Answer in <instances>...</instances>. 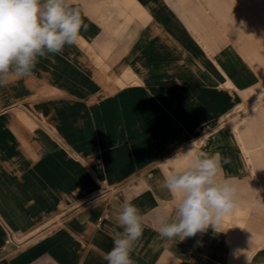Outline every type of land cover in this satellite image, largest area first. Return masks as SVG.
I'll use <instances>...</instances> for the list:
<instances>
[{"label":"crops","instance_id":"crops-1","mask_svg":"<svg viewBox=\"0 0 264 264\" xmlns=\"http://www.w3.org/2000/svg\"><path fill=\"white\" fill-rule=\"evenodd\" d=\"M219 3L72 0L81 39L0 88V264H107L125 202L142 216L135 264H264L251 171L264 165V110L227 120L259 80L219 34L206 7ZM192 145L220 155L237 207L217 232L161 238L177 203L164 175L188 164L166 160Z\"/></svg>","mask_w":264,"mask_h":264},{"label":"clouds","instance_id":"clouds-1","mask_svg":"<svg viewBox=\"0 0 264 264\" xmlns=\"http://www.w3.org/2000/svg\"><path fill=\"white\" fill-rule=\"evenodd\" d=\"M82 30L87 25L72 0H0V88L13 76H30L39 58L59 55L65 46L75 45ZM193 145L166 160L184 159L188 164L164 175L162 186L177 203L170 221L163 217L158 221L161 238L183 241L209 227L217 232L237 207L232 179L218 180L220 155H193ZM117 219L123 231L115 234L114 246L103 258L107 264H135L131 253L143 234L142 216L134 204L125 202Z\"/></svg>","mask_w":264,"mask_h":264},{"label":"rangeland","instance_id":"rangeland-1","mask_svg":"<svg viewBox=\"0 0 264 264\" xmlns=\"http://www.w3.org/2000/svg\"><path fill=\"white\" fill-rule=\"evenodd\" d=\"M225 1L228 3L208 4L206 7L211 12L214 24L222 31L219 34L246 58L259 80L254 88L246 92L244 102L228 115L229 124L242 125L247 118L252 121L264 110V0H223ZM260 141V145L264 146V133ZM251 167L253 178L257 180L264 195V188L261 186L264 181V165Z\"/></svg>","mask_w":264,"mask_h":264},{"label":"built area","instance_id":"built-area-1","mask_svg":"<svg viewBox=\"0 0 264 264\" xmlns=\"http://www.w3.org/2000/svg\"><path fill=\"white\" fill-rule=\"evenodd\" d=\"M11 237H12V234H11ZM8 241V240H7Z\"/></svg>","mask_w":264,"mask_h":264},{"label":"bare ground","instance_id":"bare-ground-1","mask_svg":"<svg viewBox=\"0 0 264 264\" xmlns=\"http://www.w3.org/2000/svg\"><path fill=\"white\" fill-rule=\"evenodd\" d=\"M247 119H248V118H247ZM247 119H246V120H247Z\"/></svg>","mask_w":264,"mask_h":264}]
</instances>
